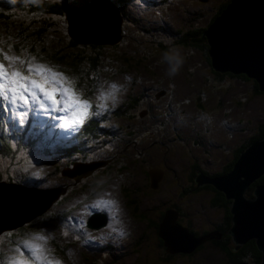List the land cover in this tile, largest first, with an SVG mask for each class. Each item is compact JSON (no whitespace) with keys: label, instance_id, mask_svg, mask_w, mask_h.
I'll use <instances>...</instances> for the list:
<instances>
[{"label":"rangeland","instance_id":"1","mask_svg":"<svg viewBox=\"0 0 264 264\" xmlns=\"http://www.w3.org/2000/svg\"><path fill=\"white\" fill-rule=\"evenodd\" d=\"M42 1L45 0H12V3L0 0V11L12 15V20L15 23H24L22 25L25 31L28 27L31 28L30 31H26L29 38L24 40V44L19 47V56L22 58L35 56L36 62L47 64L54 70L62 72L75 82L74 87L77 91L84 92V89L80 90L76 85L80 84L85 87L86 80H79L77 73L72 71L78 72L79 57L71 56L79 49L64 51L63 61L68 66L61 69H59L61 66L55 65L51 60L40 58L48 55L47 48H40L41 46L47 43H61L55 39L59 31L68 40L65 36L67 22L64 6L65 12L68 7L65 0L59 4L54 3L59 9L61 8L59 13L50 12L45 17L40 16V28L38 25L33 26L36 24L32 23L34 15L41 14L39 10ZM110 1L116 2L115 0ZM227 1L129 0L128 6L131 15H128L120 6L121 10L118 9L121 15L120 22L116 19L113 11L109 7L107 8L110 13V22L114 21L115 23L113 26L115 31H113L110 40L106 41L107 43L110 42L114 47H117L128 39L134 40L138 42L137 49L146 48L145 54H142L145 58L160 53L168 54V52H172V49L176 53L163 55L166 57L161 62L151 66H148L146 59H141L139 65L145 62V65H142L145 69L128 68L117 73L113 79L111 77L109 79L101 78L98 88L92 91L89 96L93 100H97L100 92L107 93L113 84L121 93L125 89L122 86L130 76L134 78L141 75L147 78L146 74L153 80L166 83L171 94H166L165 84L158 87V84L153 82L152 92L158 95V90H160L163 94L155 97V95L149 96L145 93L148 96L147 103L141 100L135 89L133 91L135 93L126 99L119 97L120 100L129 99V101L135 97V102L132 101L131 106L125 108L118 117L116 115L118 109L110 108L108 114L114 118V123H112L114 136L99 139L88 149L90 158L87 161V167L98 164L91 170V173H98L101 176L98 179H95L94 176L88 178L91 173L83 175L82 171L86 168L78 167L75 162L64 163L62 167L64 174L60 173L59 175L54 173L55 164L38 167L42 162L51 159L54 153L51 146L48 147L46 154L40 151L49 145L50 136L47 139L36 141L30 139L28 146L33 152L28 153V156L34 161L24 157L25 168L28 169L25 176L17 182L7 179L5 183H0L3 184L0 190H3L4 186L24 190L35 181H39L40 185L44 187L36 191L45 192L46 196L50 194V191H55L57 198L52 202L58 200L59 204H56L55 208L54 205L49 207L52 204V202L49 204L51 196L42 208L33 209L30 211L33 214L23 216L22 220L27 221L40 215L41 213L36 214L35 212H39L47 205L44 211L49 208V214L37 218L30 226L26 225L8 232L0 230V241H2L0 243V264H10V262L18 260L19 253L22 251L28 256L27 258H30L31 253L25 247V242L41 243L33 240L38 234L48 237L46 247L51 250V257L59 260L61 264H138L139 262L149 264L153 259L152 256L149 257V252L152 249L151 240L140 237L138 251L134 249L135 243L138 242L134 241V236L140 227H144L143 224L147 225L142 215L154 219V215L159 211L173 210L177 214L176 220L187 219L194 225H201L207 220L216 219L209 216L203 204L199 203L205 201L209 188L204 190L185 188L183 194L180 188L187 187L186 183L195 176V172L203 178H206L203 175L204 172L206 173L205 170L210 173L223 174L221 172L229 162L231 163L235 152L250 142L251 137L261 134V128L256 129V126L264 122V93L254 92L250 79H245L241 74L229 75L227 73H221L224 75H220L217 79L211 72L210 64L202 59V48H182L186 39H190L191 44H200L197 43L198 39L195 38L197 35L194 32L200 35L212 15L217 13L222 4H228L230 0ZM101 6L103 5L101 4ZM98 8L96 7V9ZM136 19L140 20V23ZM157 27L160 29L157 30ZM38 28L39 33L36 31ZM171 32L178 38L177 41L174 42L175 38L170 34ZM182 32L186 34L185 37L182 36ZM97 41L98 39L94 40V42ZM98 47L100 50L103 48L102 45ZM7 50L4 49V51ZM188 50L192 52L190 60L187 62L179 56ZM80 52L85 54L86 49H82ZM57 53L60 55L57 50H54L50 55H57ZM105 53L107 57L103 60V65L107 64L113 56L108 51ZM9 55L13 54L10 52ZM176 55L179 59H174ZM122 58L130 64L137 62V58L131 53H126ZM0 60H2V56H0ZM122 65L125 66V63ZM99 71L101 70L97 72ZM212 77L216 79H212ZM143 80L141 79V81ZM139 84L137 83L135 86L136 90ZM196 91H201V98H197ZM192 104L200 105L202 108H193ZM0 111L3 112L2 108ZM224 112L229 114V120L224 119ZM99 114H102V111ZM2 118L4 122L2 123L0 119L1 135H8L5 131L6 123L10 124L8 126L10 128L19 127L18 121L14 117L5 114ZM258 139L260 138H253V140ZM3 159L4 157L0 156V171L8 163ZM103 165L106 166L105 168L108 166L111 169L115 168L114 185L106 184L105 187L94 189L92 184L84 191L76 193L79 191V186L90 184L94 180L97 182L107 181L108 174L104 169H99ZM150 171L162 175L160 180L162 183L157 184L159 187L157 191L151 190L152 174ZM39 172L42 174L37 175ZM0 178H6L2 172ZM119 187L123 188L122 190L126 188L127 193H130L134 198L135 203L132 205L134 208L136 205V212L140 216L136 214L132 216L123 199L119 197ZM108 201L112 203H106ZM107 210L112 211V219L110 221L106 219L105 222V224L109 222V226L106 225L108 227L104 226L106 228L102 229L103 227L99 228V226L90 229L85 226V219L92 218V213L101 212V215L104 216V212ZM13 214L14 212L11 215ZM48 216L54 218L55 225L49 222ZM162 219L166 220L164 217ZM144 228L147 230L146 227ZM129 229L131 231H127ZM130 232L131 238L128 241V246L119 250L117 247L126 243V240L122 239L123 234L127 236ZM147 234L149 236V233ZM15 241H20L18 244L20 249L10 246ZM107 241H111L113 244L112 250H107L105 247ZM158 249L160 252L163 251L160 247ZM194 256L197 257V253ZM219 257L215 252L212 254V258ZM244 259L250 261L247 256ZM236 262L238 264L239 261Z\"/></svg>","mask_w":264,"mask_h":264},{"label":"water","instance_id":"2","mask_svg":"<svg viewBox=\"0 0 264 264\" xmlns=\"http://www.w3.org/2000/svg\"><path fill=\"white\" fill-rule=\"evenodd\" d=\"M88 1L89 2L85 5H72L71 3L67 5L70 11L75 13L86 7H89V9L100 7L101 12L105 15L104 20L100 21V19H98L97 27L101 29H107L108 23L110 22V13L107 10L108 7L113 11L118 22L121 21L118 8L112 1ZM101 4L103 6H101ZM76 21L77 16L74 18L73 22L75 26L77 25ZM78 21H88L89 24H92L94 21V14L92 13L88 19L79 18ZM114 25V21H111L110 26L112 28V34L113 31H115ZM67 34L75 42L82 44H103L106 42L107 38L95 37L89 39V37L74 35L72 31H70V28H68V23ZM201 35L205 36L208 44V50H206V52L213 70L219 72L229 71L233 74L243 73L247 77L255 80L257 82V89L260 92H264V0H230ZM95 39H98V41L94 42ZM202 39L203 37H201V40ZM96 166H98V164L85 167L86 169L82 171V174H90L92 172L91 170ZM80 173L81 171L79 174ZM150 173L152 174V184L150 186L154 188L161 180L162 175L155 171H150ZM263 174L264 136L258 140H251L248 142L245 148L238 153L230 170L226 173L206 179L195 172V176L192 177L193 183L197 186L209 183L216 190L222 191L224 198L231 199L228 209L231 214V224L226 233L230 235V241L235 245L234 249H238L240 245L252 240L256 250L260 253L258 264H264V182L254 184L251 190L252 196L249 198L244 196V191L247 190L249 185L260 180ZM23 191L37 192L33 189ZM51 193L52 198L49 204L57 198V193L53 191H50L49 197H51ZM37 202L38 200H35V203ZM43 206L44 203L36 208H42ZM46 208L47 206L40 211L43 212ZM23 210L25 209L21 208L19 212ZM40 211L35 213H41ZM31 214L33 213L29 212L25 216ZM101 214V212L92 213L93 217L86 220L87 227L97 228L103 226L105 224L106 215L102 216ZM169 215L170 213L166 211L164 215L166 220L162 219L159 225V235L166 244V250L171 254L191 253L193 249L202 243L203 238L194 237L188 234L185 229L176 226L170 220ZM22 219L23 217L15 222L7 223L6 226L1 227L0 230H11L18 223L25 222V220L23 221ZM238 264H247V262L242 260L239 261Z\"/></svg>","mask_w":264,"mask_h":264},{"label":"trees","instance_id":"3","mask_svg":"<svg viewBox=\"0 0 264 264\" xmlns=\"http://www.w3.org/2000/svg\"><path fill=\"white\" fill-rule=\"evenodd\" d=\"M3 1L6 2V3H8V2L12 3V0H3ZM65 1L67 2L66 4L71 3L72 5H85V4H87L89 2L88 0H65ZM115 1L116 2L112 1V3L114 5H116V7L118 6L117 8L119 10H121V7H122V9L128 15H131V12H130V9H129V6H128L129 0H115ZM55 2H56V4H59V2H64V0H45L44 2L43 1L41 2L40 10H39L41 12V14L34 15V18L32 19V23L35 22L36 24L33 25V26H36V25L39 26V23L41 22L40 16L45 17V15L47 13H50V12L51 13H59L60 12L61 8L59 9L56 5H54ZM226 4L227 3L222 4L221 8L217 11V13L212 15V17L208 21V24L212 23V21L219 15V13L223 10V8H224V6ZM29 5L31 6V3H29ZM64 15L66 16L65 6H64ZM136 21L140 23V20L136 19ZM22 24H24V23H20V24L19 23H15L12 20V15H9L7 12L0 11V44H3V45H0V46L2 48H4V49H8V46L11 45V48H12L11 53L12 54L15 53V55H19L20 54V48H19L20 45H23L24 44V40H27L29 38V34L26 33V31H30L31 30V28L28 27L26 29V31H25V28H24V26ZM12 27H13V30H12ZM206 27L202 30V32L206 29ZM39 28H40V26H39ZM39 28L36 30L38 33H39ZM154 29H155V27H154ZM159 29H160V27H157V30H159ZM194 33H196V35H197V37H195V38L200 39V40H198V41H201V42H199L200 44H196V45L191 44L190 39H186L183 42V44H182V48H185V49L186 48H191V47L202 48V50H201L202 59L207 61L210 64L209 56H208V54L206 52V50H208V44L206 42L205 36L201 35V34L198 35L197 32H194ZM40 34H44V33H40ZM65 34H66V31H65ZM170 34H172L174 36V38H175L174 42L178 40V38L174 35L173 32H171ZM62 35L64 36V34H62V32L59 31V33L56 35L57 37H55V39L58 40V41H61V43H55V44L47 43V44H45V45L40 47V48H45L46 47L47 50H48V55H44V56H42L40 58H47V59L51 60L52 63H54L55 65L61 66L59 68V69H61L64 66H68L63 61V56H64L63 53H64V51L67 52V51H69L71 49H79V51L74 52L72 54V56H71V57H79V61L77 63L78 64V72H76L74 70H72V71L77 73V75H78L77 78L79 80H82V79L86 80V86L82 87L80 84H77L76 86L80 90L84 89V92L81 91V93L84 94V98L88 97L89 99H91L94 102V104H96L98 101L97 100H93L89 96V94L96 89L95 85H97V83H99V81H100L102 76L103 77L104 76L105 77L108 76V77L114 78L117 73H119L120 71H123L125 69H128V68L134 69L135 67H139L141 69L142 68L145 69L144 66H142V65H145V62L143 64L139 65L141 59H146L148 61V66H151L152 64H155L157 62H161L162 59L166 57V56H163V55H170V54L176 53L172 49V52H168V54L160 53L158 55L150 56V57L145 58L142 54H145L146 48L145 49H143V48L137 49V43L138 42H136L134 40L128 39L124 44H121V45H119L117 47H114L109 42L106 43L105 45L104 44H96V43L79 44V43L75 42L70 36H69V40H66ZM182 36L185 37L186 34L182 32ZM201 37H203L202 40H201ZM100 45L103 46V48L101 50L98 47ZM82 49H86L85 54H82L80 52V50H82ZM54 50H57L60 53V55L58 53H57V55H50L51 52H53ZM107 51L110 52L113 56H111V59L109 60V62L107 64L103 65V60L107 57V55L105 53ZM191 52H192L191 50H188V51H186V53H183L181 56H179V58H183V60L188 62L190 60V57H191ZM126 53H131L132 56L136 57L137 58V62L133 63V64L128 63L124 58H122V56H124ZM114 56H116V57H114ZM179 58H178V55H176L174 57V59H179ZM122 63H125V66H123ZM61 64H63V65H61ZM98 70H101V71L97 72ZM211 72L215 74V77H217V79H219L218 77L220 75H224V74H221V73H227L229 75H231V74L232 75H237V74H233V73H231L229 71L219 72V71L213 70L212 68H211ZM239 74H242L245 79H250V82L252 83V85L254 87V89H253L254 92L264 93V92H260L257 89V82L255 80L247 77L243 73H239ZM145 76H147V78L142 77L141 75H137L132 80H130L129 83H125L122 87H125V88L128 87V90L130 91L133 88L134 84L139 82L140 84H139V87H138L136 93L141 98V100L143 102H145V103H147V98H148V96L145 94V92L147 90H149V88L153 87V85H152L153 82H156L158 84V87L161 84H165L166 94L169 95L170 88L166 85V83H164V82L161 83L160 80H153L151 77H148V74H146ZM215 77H212V79H216ZM141 79H144V80L141 81ZM148 84H149V86L145 87ZM132 93L128 94L127 97L131 96ZM196 96H197V98L198 97L201 98V96H202L201 91H196ZM132 101L135 102V97L134 98L132 97L131 101H129V99L121 100L120 104L117 105V108H118V114H116L117 117L122 114V112H123V110L125 108H128V107L131 106V102ZM227 102H228V98H227ZM132 105L134 106V103ZM192 107L193 108H196V107L202 108V106L197 105V104H192ZM105 114L107 116H109L108 113H105ZM170 114H172V112H170ZM255 115H256V113L254 114V116ZM3 116H5V114L2 111H0V119H1L2 123L4 122L3 118H2ZM196 116H198V115H196ZM262 125H263V128H262ZM5 126L8 127V126H10V124L6 123ZM104 127L105 128H99L98 126H96L95 121L89 122V123H87L85 125V129H84V132H83L82 135H84L85 137H88V138H90L92 136H99V135H103L104 137H110V138L113 137L114 136V129L110 128L109 124H105ZM259 127L261 128L260 129L261 134L259 133L255 137H251V139L249 141L253 140V138L257 139V138H262L264 136V122H263V124H257L256 129L257 128L259 129ZM5 131H6V129H5ZM130 135H132V134H130ZM195 135L198 136L197 133H195ZM0 137H1L0 138V156L4 157L3 160L8 161V163H6V165L2 168L3 170L0 171V173L1 172L3 173V175L6 177V180L7 179H12V181H18L20 178L25 176L24 170H25L26 160H24V157H26L27 159H30V157L27 155L26 152H29L31 150V148L24 147L21 143H19L17 137L14 138L9 143L7 142V138L8 137H3V135H1V134H0ZM245 146L246 145L241 146V148H239L238 151L235 152V154L232 157L233 160L231 161V163L229 162V164L226 166L224 171L221 172V173L224 174L228 170H230L232 163L235 161V159L238 156V153L241 152L245 148ZM10 147H13V148H15L18 151L25 150L26 152H24V156H21L20 158H16V154H15L16 150H12ZM88 154H89V152H88V150H86L85 156H88ZM49 164H54V163H50L49 161L42 163L43 167H47ZM103 167H100L99 169L100 170L104 169L106 171V173L108 174L107 175V181L106 182L102 181V182L96 183L94 189H100L101 187H105L106 184L109 185V186H113L114 185V180L116 179L115 168L111 169L110 166H108V168H105L106 166H104V165H103ZM59 170H60V167L56 166V172H58ZM205 171H206V173L204 172L203 175L206 178H211L212 176L220 175L218 173H210L208 170H205ZM56 172H54V173H56ZM93 175H94L95 179H98L99 177H101L98 173H91V175H89L88 178H90ZM83 180H85V179H83ZM74 182H77V181H74ZM259 182H264V174L260 178V180H257L253 184L249 185L247 190L244 191V196H246L248 198L251 197L252 196L251 190L253 189L254 184L255 183H259ZM94 183H95V180L93 182H91L90 184L79 186V191H77L76 193H80V192L84 191L89 185H92ZM161 183L159 181L157 184L159 185ZM186 184H187V187L180 188L181 193L184 190H186L185 188H189L190 185H194V183L190 182V181H188ZM206 184L210 185L209 183H205V184H202V185L197 186V187H201V186L206 185ZM70 185H72V184H70ZM158 185L156 187L157 190L159 189ZM122 189L123 188H121V187L118 188V194H119L120 199H123L125 206L128 207L130 213H132V216H134L135 214L137 216H140L136 212V210H137L136 209V205H135V208L132 205L133 203H135L134 198L130 195V193H127L128 191H126V188H125V190H122ZM157 190H153V191H157ZM206 194H207L206 195L207 198L205 199V201H201L199 203L203 204V206L205 207V209H206V211L208 213H214L215 210L221 209L220 207H222L221 205L217 206L216 204H213L215 198H218V200H220L222 202H225L227 207H228V209H229V201L231 199L224 198V195H223L222 191H218L214 187H212L211 189L209 188V191ZM56 204H59L58 200L52 202V204H50L49 207L54 205V208H55V206H57ZM48 209H47V211H43V212L40 211L41 212L40 215L35 216V217L31 218L28 221L18 223L15 226L16 229H12L11 231L23 228L26 225L30 226L37 218H40V217L44 216V214H49ZM229 214H230V212H229ZM230 216H231V214H230ZM53 220H54L53 217H49V222L51 224L55 225ZM148 223H147V225L143 224L144 227L148 228L147 230L144 227H140V230L134 236V241L135 240L138 241V242L135 243L134 249L136 251H138V245H139V238L140 237L145 238L147 240H151L152 249L149 252V257L152 256L153 259L150 262V264H155V263L158 264L159 263L158 260H161V259H159V257L161 256V253H160L158 248L160 247V248L165 249L166 246L163 245L164 244V240L159 235V231L158 230H157L156 233H151L153 231V226L155 224L158 225L157 221L152 222V223L148 221ZM146 232L149 233V236H148V234ZM127 236H129L131 238V234L127 235ZM19 243H20V241H15L10 246H16V248L20 249V246L18 245ZM153 243H154V245H153ZM146 247H147V245H146ZM234 247H235V245L233 244V247L231 248V252H232L233 255L237 256L238 260H245L244 257L247 256V257H252V259L254 261H256V263L259 262L260 253L256 250L252 240L240 245L238 249L237 248L234 249ZM24 256L26 258L28 257L25 253H24ZM153 260H154L155 263L153 262ZM234 261L235 260H231V263L233 264ZM246 261H248V260H246ZM224 262L226 264V260H224ZM172 263L180 264L179 262H177L175 260H172ZM247 264H248V262H247Z\"/></svg>","mask_w":264,"mask_h":264},{"label":"snow or ice","instance_id":"4","mask_svg":"<svg viewBox=\"0 0 264 264\" xmlns=\"http://www.w3.org/2000/svg\"><path fill=\"white\" fill-rule=\"evenodd\" d=\"M11 51V45L7 51L0 48V101L6 102V106L10 105L12 109L24 107L29 110L38 106L47 113H60L62 115L55 118L61 120L60 127L66 129H78L89 116L99 114L91 111L92 101L83 98L82 93L74 87L75 82L62 72L47 64L36 62L35 56L22 58L15 54L9 55ZM117 91L115 84L110 86L107 93L101 91L96 98V108L105 109L106 102L109 99L114 100ZM27 114L26 111L17 113L21 124L25 122L24 117ZM33 240L41 243L25 242L31 257L26 258L24 253L20 252L19 259L10 264H61L59 260L51 257V250L46 247L48 237L38 234Z\"/></svg>","mask_w":264,"mask_h":264},{"label":"flooded vegetation","instance_id":"5","mask_svg":"<svg viewBox=\"0 0 264 264\" xmlns=\"http://www.w3.org/2000/svg\"><path fill=\"white\" fill-rule=\"evenodd\" d=\"M198 42H201V41H197V43ZM163 46H164V44H163ZM101 78L109 79L110 77H108V76L107 77H105V76L103 77L102 76ZM132 79H133V77L130 76L126 80V83H129V81L132 80ZM99 83H100V81H99ZM99 83H97V85H95L96 89L98 88L97 86H98ZM136 85H137V83L134 84L133 88L130 91L128 90V87H126L124 89V91L121 92V93H119V91H117L114 94L115 95V99L114 100L109 99L106 102L107 103V107L105 109L99 111V112L102 111V114H100V116H102L105 120L111 122L110 128H113L112 123H114V120H113L114 118H111L110 116H107L105 113H108V110L110 108H112V107L115 110H117L118 109L117 105L120 104V102H121L119 97H122V98L126 99L127 98L126 94L132 93L134 91V89H135V92H136L137 91L136 88H135ZM148 86H149V84L147 86H145V87H148ZM152 90H153V88H149V90H147L145 93L147 95H149V96L150 95L154 96L155 93H153ZM135 92H133V93H135ZM161 94H163V92L158 90V95H161ZM170 94H171V91L169 92V95ZM158 95H155V97L158 96ZM82 96L84 98V94H82ZM85 99H89V98L86 97ZM91 111H92V109H91ZM228 115L229 114L225 113V115L223 116L225 120H229L228 119ZM97 118L98 117H93V115L89 116V118L86 119L85 125L87 123H89V122L95 121V119H97ZM95 123H96V126H98L99 128H105V127L100 126L98 122L95 121ZM85 125H84V127H85ZM26 146H27V144H26ZM85 154H83V157L85 156ZM59 167H60V170L58 172H56V170H55V172L58 175L60 173H62L63 165H61ZM55 169H56V167H55ZM84 178H86V177H84ZM84 178H82V179H84ZM190 181L193 182L192 178H191ZM96 183H98V182L95 181V183L92 186L95 187ZM206 188H210L211 189L212 187L210 185H208V184L203 185L201 187H197V185H195V184L189 186L190 190H194V189L204 190ZM213 204H216L217 206L218 205L222 206V207H220L221 209L215 210L214 213H208L207 212V214L209 216L215 217L216 219H214L213 221H208L207 220V222H204L201 225H194L193 222H190L187 219H183V221L176 220L177 214L174 213L175 211L168 210V212L170 213V215H169L170 220L174 224L178 223L179 225L176 224L177 226L185 228L187 233L192 235V236H194V237H202L203 241H202V243L200 245H198L195 249H193V251L191 253H188V254H183V253L171 254L170 252H168L166 250V247H165V249L162 248L163 251L160 252L161 256L159 257V259H161V260H158L160 264H174V263H172V260H175V261L179 262L180 264H225L224 260H226V264H232L231 260H235L233 262V264H236L237 263L236 261H240V260H238L236 255L232 254L231 248L233 247V243L230 241V235L228 233H226V231L230 227V214H229V211H228V207H227L225 202H222V201L218 200V198L214 199ZM164 214H165V211H159L158 213H156L154 215L155 216L154 219H152L151 217H147V216H143L142 215V217L146 220L147 223H148V221L151 222V223L157 221L158 225L155 224L153 226V231L151 233H156L157 230H158L159 234H160L159 225H160V221L163 218ZM106 218H107L108 221H110L112 219V215L106 216ZM105 222H106V220H105ZM108 224H109V222H107L106 224H104L103 226H101L99 228L103 227L102 229H104V228L109 226ZM106 225H108V226H106ZM104 226H106V227H104ZM163 245H166L165 242H164ZM214 252L217 253L220 257L219 258H212V254ZM196 253H197V257L194 256V254H196ZM249 259H250V261L249 260L247 261L248 264H258V262L256 263V261H254L252 259V257H249ZM153 262H154V260H153ZM138 264H142V263L139 262ZM144 264H146V263H144Z\"/></svg>","mask_w":264,"mask_h":264},{"label":"bare ground","instance_id":"6","mask_svg":"<svg viewBox=\"0 0 264 264\" xmlns=\"http://www.w3.org/2000/svg\"><path fill=\"white\" fill-rule=\"evenodd\" d=\"M78 12L76 13L73 11L70 12L69 7H67V10L65 12L66 13L65 20L68 21V28H70V31H72L74 35H79L81 37H89V39H93L95 37L97 38L107 37L106 41L110 40V37L113 35L110 22L108 23L107 29H101L97 27L98 19L102 21L104 20L105 17V15L101 12L100 7L98 9H96V7H93L92 9L86 7L84 9L78 10ZM92 13L94 14V21L92 24H89L88 21L87 22L78 21L79 18L88 19L89 14ZM76 16H77V21H76L77 25L75 26L73 22ZM2 185L3 184H0V187ZM156 187L151 189L157 190ZM48 197L49 195L46 196V193L26 192L17 187L12 188V187L4 186L3 190H0V228L5 227L7 223H12L22 218L36 207L45 203ZM35 200H38V202L35 203ZM21 208L25 210L19 212ZM12 212H14L13 215H11Z\"/></svg>","mask_w":264,"mask_h":264},{"label":"clouds","instance_id":"7","mask_svg":"<svg viewBox=\"0 0 264 264\" xmlns=\"http://www.w3.org/2000/svg\"><path fill=\"white\" fill-rule=\"evenodd\" d=\"M70 4V3H69ZM226 6V5H225ZM224 6V7H225ZM68 23V21H66ZM209 25V24H208ZM207 25V26H208ZM66 28V38L69 40V36L67 34V26H65ZM200 40V39H198ZM107 42L103 43L104 45ZM110 43V42H109ZM82 44V43H79ZM93 103V107H92V112H99V110L96 108V104ZM5 114H7V111L4 112ZM100 114L98 115H93V117H99ZM86 122V120H85ZM108 128V127H107ZM85 127L82 126L81 128H79L78 130H76L75 132H68V133H63L62 130L58 131V130H53V134L50 135L48 133H44L43 134V138L42 139H47L50 136V140H49V146H51L54 150V153L52 155V163L55 164L56 166H61L64 163L65 164H70L72 162H77L82 160L83 158V154L86 153V150L89 149V147L94 144L95 141L99 140V139H103L106 138L103 135H99V136H92L90 138L85 137L83 134ZM14 138H16L15 136L11 137V138H7V142L9 143L10 141H12ZM34 140L36 141L34 134L29 132L28 137L26 138V142L28 143L29 140ZM12 150H16L13 147H10ZM26 148H30L27 147ZM9 149V148H8ZM17 151V150H16ZM43 154L47 153V150H40ZM24 152H26L25 150H23L22 154H24ZM27 155L28 153L30 154L31 152H26ZM16 154V158H19V154L18 152L15 153ZM31 161H34L33 158H30ZM42 173L39 172L37 175H41ZM37 180H39V178H36ZM0 181H2L3 183L6 182V178H0ZM15 182V181H14ZM40 183L39 181H35L34 183L31 184V188L33 190H37L40 188ZM55 193V191H53ZM52 196V193H51ZM49 198V197H48ZM108 211V212H107ZM106 212H104V215L106 216H110L112 215V211L111 210H107ZM165 215V214H164ZM164 217V216H163ZM85 226L87 227V222L86 219L84 221ZM231 224V221H230ZM89 228V227H88ZM182 228V227H180ZM230 228V227H229ZM12 229H16V227H13ZM11 229V230H12ZM185 229V228H182ZM11 230H6V232L11 231ZM186 230V229H185ZM131 233H129L128 235H130ZM130 239V237H129ZM129 241V240H128ZM234 244V243H233Z\"/></svg>","mask_w":264,"mask_h":264}]
</instances>
